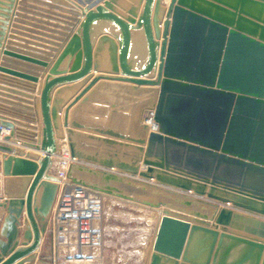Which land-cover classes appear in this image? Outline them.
Masks as SVG:
<instances>
[{
	"label": "water",
	"instance_id": "water-1",
	"mask_svg": "<svg viewBox=\"0 0 264 264\" xmlns=\"http://www.w3.org/2000/svg\"><path fill=\"white\" fill-rule=\"evenodd\" d=\"M16 1L0 0V49ZM80 3L19 0L11 25L8 44L25 36L43 56L6 47L0 65V87L20 101L0 113L5 141L35 151L0 144L16 156L2 167L0 264H35L58 139L77 161L73 184L157 213L145 264H264V0ZM139 30L143 66L130 62Z\"/></svg>",
	"mask_w": 264,
	"mask_h": 264
},
{
	"label": "built area",
	"instance_id": "built-area-1",
	"mask_svg": "<svg viewBox=\"0 0 264 264\" xmlns=\"http://www.w3.org/2000/svg\"><path fill=\"white\" fill-rule=\"evenodd\" d=\"M2 129L0 127V134ZM58 156L61 166L55 176L59 180V191L48 224L53 239V251L56 256V253L65 249L68 255L64 259L68 264L92 261L93 257L86 252L100 248L103 243V234L99 227L103 212L102 196L87 187L75 185L68 179V170L77 161L70 157L67 147ZM1 173L0 202H3ZM84 237L85 241L82 240Z\"/></svg>",
	"mask_w": 264,
	"mask_h": 264
},
{
	"label": "rangeland",
	"instance_id": "rangeland-1",
	"mask_svg": "<svg viewBox=\"0 0 264 264\" xmlns=\"http://www.w3.org/2000/svg\"><path fill=\"white\" fill-rule=\"evenodd\" d=\"M81 1L85 2L86 0ZM105 30L114 33L111 26H106ZM3 153L9 154L7 152ZM4 160L5 158L0 159V165L2 167ZM60 166L59 163L57 172L60 170ZM5 178L3 174V181ZM99 194L103 200L102 218L99 223L103 234V243L100 248L86 252V254H90L93 257L91 258L92 261L86 264H145L154 239L155 227H157L156 224L158 223L157 213L154 210L131 202H126L102 193ZM3 220L4 218H2ZM49 232L47 230L45 235L43 252L47 250L48 244L52 239ZM67 255L68 252L65 249L60 250V252L56 253V256L52 254V257L48 260L43 259L41 264H68L64 259ZM71 264H75V262Z\"/></svg>",
	"mask_w": 264,
	"mask_h": 264
},
{
	"label": "crops",
	"instance_id": "crops-1",
	"mask_svg": "<svg viewBox=\"0 0 264 264\" xmlns=\"http://www.w3.org/2000/svg\"><path fill=\"white\" fill-rule=\"evenodd\" d=\"M72 1L75 2V3H77V4H81L80 2H83L81 0H72ZM85 2H83V4H85ZM18 3H19V0H17L16 3H15V6L13 8V12L11 14L10 23H9V25L7 27L6 32H5V36L3 38V41L1 42L2 45H1V49H0V65L2 63H4V61H3V52H4V49L6 47H9L11 50H14L16 52H24V53L32 52L34 54H38V56H43V55H41L39 53H36L35 51H31V50H35V49H31V48H34V47H32V45H29V42H31V41H26V42H23V41H25V40H33V39H27V37H25V36L18 35L19 37H16V40L13 41V43L11 45L8 44V41L10 40L9 39V36L11 34L10 33V31H11V25H12V22H13V19H14V16H15V13L17 12V9L19 8ZM169 3H170V0H163V4L164 5H168ZM24 16L28 17L30 15H24ZM30 18H34V17H30ZM42 20H44V19H42ZM46 22H49V21H46ZM101 24H103V23H101V22L99 24L97 23V25H101ZM56 26H58V25H56ZM107 26H110V25H107ZM112 28H113V32L114 33H111V35H113V36L114 35L120 36L119 30L118 29H115L114 27H112ZM52 30H55V29H52ZM27 33H29V32H27ZM100 33L101 32H99V34ZM99 34L97 32L96 39H97V37H98ZM118 40H119V38H118ZM33 41H35V40H33ZM35 42H38V41H35ZM146 45L147 44H146V40H145V36H144L143 31H140L138 33H134V36H133V46H132L131 59H130L131 60L130 62L132 64L136 63V61H139L138 58L141 59V61H139L140 64L142 63L141 66H143V65L146 64V62H147V51H148ZM23 47H25L26 49L23 48ZM35 48H37V47H35ZM10 60L13 61V62L12 63L11 62H8V65H11V66H14V67L15 66H17V67L19 66V65L16 64L18 61H16L15 59H10ZM48 60H49L48 61L49 67L40 76V80L42 81V84H41L42 86H44V84L48 80H50L52 77H54L53 75L50 74V71L49 70H50V68H52L53 64L57 60L56 53L54 54L53 57L51 56V58H49ZM69 66H71V65H69V58H66L62 62V64L60 65V67H59L58 70L60 72H63L65 70L67 71L68 68H70ZM68 72H69V70H68ZM6 88H8V87H6V86L4 88L3 87H0V113H6L5 108H9V106L11 107V105H9L7 102H10L12 100H13V102H20V101H18L16 99H11L9 97H6V94H7L8 90H9V89H6ZM32 97L33 98H31V99L34 102L33 105H31L33 107V111L32 112H33V114H35V116H36V123H37V126H39L40 125V122H42L41 108H40V102H37V104H36L35 103V99L38 100L40 98V95L35 94ZM52 97H53V92L51 94V98ZM71 101H72V98L67 102V104L69 102H71ZM3 130H5V129L3 128ZM8 134H10V131H8ZM13 141H14V138H12V140L10 142H6V141L3 142V144H5L7 146H12V145H15ZM59 144H60V141L58 140V148H59ZM20 147H22V145ZM28 150L29 149H26L27 152H30V150L29 151ZM58 150H59L58 152L60 153V151H61L60 148ZM9 156L10 157L11 156L16 157L15 155H12V154H4L2 151L0 152V157H1L0 159H4V158L9 157ZM53 161L54 162H53V165L51 167V172L53 174H56L57 169H58V165H59V161H55V160H53ZM1 162H2V160H1ZM0 171H3L1 165H0ZM8 180H10L9 177H6L5 180L3 181V186H2L3 187V193H4L5 198H8V196L6 194V190L9 189V186H10V185H8L9 184V181ZM0 215H1V219H0V222H1L0 223V227H1L2 222H3L2 221V218H4L5 215H6V212H5V210L3 208H0ZM50 235H51V233H50ZM50 237H52V235ZM44 242H45V237L43 238L42 244H41L39 250L37 251V258L35 260V264H39V263L41 264V262L43 261V259L44 260L45 259L48 260L50 257H52V254H54L52 239L50 240V242L48 244V247H47V250L45 252H43ZM148 258H149V255L147 257V260H148Z\"/></svg>",
	"mask_w": 264,
	"mask_h": 264
},
{
	"label": "bare ground",
	"instance_id": "bare-ground-1",
	"mask_svg": "<svg viewBox=\"0 0 264 264\" xmlns=\"http://www.w3.org/2000/svg\"><path fill=\"white\" fill-rule=\"evenodd\" d=\"M140 31H142V30H139V31H134V33H138V32H140ZM138 57V56H137ZM138 60L139 61H141V59L140 58H138ZM139 61H136V64H140V62ZM151 128L153 129V128H155L156 129V127H155V125L154 124H151ZM5 130H3L2 129V133L0 134V136L2 135V138L0 139V144H3V142H5V136H9L10 134H8V131H10V130H8V129H6V128H4ZM59 140V139H58ZM58 140H57V147H58ZM60 141V144H59V148H60V150H63L65 147H66V145H65V143H64V141L62 142V140H59ZM6 142H10V141H6ZM14 142V146H12V147H14V148H18V149H24L25 151H26V149H29V148H27V147H25L22 143H16L15 141H13ZM22 145V147H20ZM58 148V149H59ZM30 150V152H35V151H33V150H31V149H29ZM28 150V151H29ZM59 151V150H58ZM27 152V151H26ZM28 153V152H27ZM37 153V152H36ZM39 154H40V156L42 155L43 156V153H41V152H39ZM59 154H55L54 156H53V160H56V161H59L60 162V157L58 156ZM74 164V163H73ZM2 174V173H1ZM2 182H3V179H2ZM3 188V187H2ZM3 198V197H2ZM6 198H5V196H4V198H3V201L5 200ZM82 240H84L85 241V237L82 239ZM89 261H83L82 263H80V264H86V263H88Z\"/></svg>",
	"mask_w": 264,
	"mask_h": 264
}]
</instances>
